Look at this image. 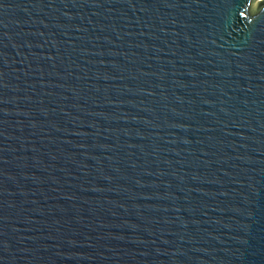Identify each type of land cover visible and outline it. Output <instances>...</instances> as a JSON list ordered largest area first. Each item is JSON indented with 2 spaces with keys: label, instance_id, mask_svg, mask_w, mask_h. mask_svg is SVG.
I'll use <instances>...</instances> for the list:
<instances>
[{
  "label": "water",
  "instance_id": "water-1",
  "mask_svg": "<svg viewBox=\"0 0 264 264\" xmlns=\"http://www.w3.org/2000/svg\"><path fill=\"white\" fill-rule=\"evenodd\" d=\"M262 11L2 0L0 264H264Z\"/></svg>",
  "mask_w": 264,
  "mask_h": 264
},
{
  "label": "snow or ice",
  "instance_id": "snow-or-ice-1",
  "mask_svg": "<svg viewBox=\"0 0 264 264\" xmlns=\"http://www.w3.org/2000/svg\"><path fill=\"white\" fill-rule=\"evenodd\" d=\"M247 2V0H245ZM0 3H2V0H0ZM249 14L247 12H239L238 13V18L239 16H248ZM251 24V27L249 29L250 32L255 33L256 30H259L261 33H264V11L261 13L257 14L252 18L251 21H249Z\"/></svg>",
  "mask_w": 264,
  "mask_h": 264
}]
</instances>
